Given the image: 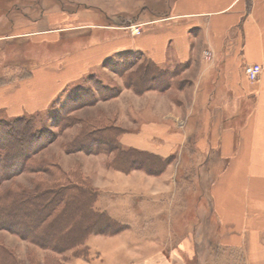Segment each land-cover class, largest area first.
<instances>
[{
  "label": "rangeland",
  "instance_id": "374dc122",
  "mask_svg": "<svg viewBox=\"0 0 264 264\" xmlns=\"http://www.w3.org/2000/svg\"><path fill=\"white\" fill-rule=\"evenodd\" d=\"M172 1L0 0V35L29 18L52 12L69 16L71 19L67 23L70 25L118 24L131 28L139 24L140 27L142 21L167 14ZM55 25H59L58 22L52 24ZM93 28L97 29L64 34L60 38L68 41L65 44L12 46L1 50L0 55L3 57L7 50V60L10 61L22 57L54 58L82 48L91 39L102 40L118 33L97 26ZM88 31L91 32L85 34ZM136 55L139 56L138 53ZM126 57L131 58V55L115 56L111 59L112 65L95 67L67 86L41 112L23 114L25 118L12 122H8L12 116L1 113L0 172L6 173L4 180L0 181V191L19 193L36 189L42 182L49 185L68 182L87 184L101 191L97 208L106 209L111 217L129 228L128 232L90 236L87 240L88 255L84 245L58 253L44 248L41 244L46 243L39 241L41 238L36 236L38 232L34 214L40 211V206L36 207L37 203L22 205L21 210L14 212L11 218L19 229L24 226L21 223L26 221L27 233L23 235L0 227V264H244L242 252L230 251L221 246L218 222L209 206L203 202L214 176L213 170L210 171L208 167L213 156L195 152L191 146L169 157L141 150L153 156L138 152L131 158L123 155L121 161H116L119 158L118 148L100 152L101 146L98 144L104 147L106 138H117L122 147L133 148L119 140V136L128 130L130 133L136 130L127 110L132 112L136 107L144 108L149 104H135L126 97L132 94L129 92L122 97L126 102L117 99L125 88L134 91L128 87L122 74L131 66L128 71L132 72L138 60L135 56L130 66L125 63ZM116 63L120 64L121 72H117ZM170 66L172 70L168 74L167 84L157 83L154 81L155 76L143 75L145 91H165L172 87L170 94L176 98L179 89L188 84L183 73L186 66L180 64L175 69L174 64ZM0 72V80L11 77L8 70ZM173 76L176 78L171 82ZM144 92L134 91L138 95ZM200 125L198 118L192 123L197 136L202 133ZM111 144L114 145L115 140ZM19 158L21 162L18 164ZM26 158L31 159L30 165L24 164L23 169L19 170ZM221 163L217 157V167L222 166ZM170 183L173 187L167 191L166 185ZM127 185L130 187L127 189L133 191L140 188L147 192L161 191L162 199L156 198L158 208L154 211L157 218L156 215H152L154 218L148 217L145 209L150 210L155 205L147 206L144 197L140 200L142 197H136L133 193L125 194L131 196L127 198L122 196L123 193L118 194V190ZM163 207L164 211H161ZM133 211L137 214L136 218ZM122 214L128 219L123 218ZM166 222L167 228L170 226L173 231L170 235L159 233L163 227L161 225Z\"/></svg>",
  "mask_w": 264,
  "mask_h": 264
},
{
  "label": "crops",
  "instance_id": "0c3cea01",
  "mask_svg": "<svg viewBox=\"0 0 264 264\" xmlns=\"http://www.w3.org/2000/svg\"><path fill=\"white\" fill-rule=\"evenodd\" d=\"M69 19L57 12L29 18L0 35V51L30 43L65 44L68 41L60 38L64 34L96 26L118 33L91 39L80 49L48 59L10 61L5 50L3 57L0 55V70H8L11 77L0 80V116L41 112L67 86L115 56L138 53L169 73L170 64L173 69L185 65L188 84L179 89L176 98L170 94L172 87L139 95L125 88L120 93L119 102H126L122 97L129 92L132 94L126 97L135 104H149L127 110L136 130H128L119 140L163 157L189 146L213 156L208 167L214 176L203 202L218 222L219 242L230 251L242 252L244 264H264V0H173L167 14L142 21L140 32L118 24L70 25ZM56 22L59 25L52 26ZM251 64L263 67L255 81L245 73ZM197 118L199 136L192 126ZM217 157L222 166L217 167ZM166 186L167 191L173 187L172 183ZM127 188L119 189L118 194L144 197L147 206L155 205L145 209L148 217L157 218L154 211L161 191ZM133 215L136 218L135 211ZM167 224L161 225L159 233H173Z\"/></svg>",
  "mask_w": 264,
  "mask_h": 264
},
{
  "label": "trees",
  "instance_id": "16d2710c",
  "mask_svg": "<svg viewBox=\"0 0 264 264\" xmlns=\"http://www.w3.org/2000/svg\"><path fill=\"white\" fill-rule=\"evenodd\" d=\"M130 55L131 58L126 57L128 59L125 63L131 66L136 56L138 64L135 62L133 65L134 70H132V72L128 71L132 66L123 71L122 75L125 77L128 87L138 93L144 92L145 86L143 83H145V79H143V75L155 76V79H153L157 83H166L168 80L169 69H163L157 66L152 60L144 55L140 54L138 56L136 54L133 55L132 53H130ZM104 64L112 65L113 62H111V60H106ZM116 65L115 68L117 69V72H121L119 67L120 64L116 63ZM25 117L26 116L23 115L12 117L11 121L9 119L8 122L20 121ZM110 139L111 138H106L107 141L104 139L103 143L105 148L101 143L98 145L101 146L100 152H109L112 151L109 149L113 148L114 150L115 148H118L117 153L119 158H117L116 161H118V159L121 161L123 155H127L131 158L132 155L138 152L153 156L151 153L142 152L135 148H124L121 144H118L119 141L117 138L114 139L115 144L112 145L111 143H114V140L111 139L112 141H110ZM80 141L81 140L78 142ZM144 158L147 159L146 157ZM19 160L17 162L18 164L21 162V160ZM30 161V158H26L25 162L22 163L23 166H19V170L23 169L24 164L25 166L28 164L30 165ZM11 166L8 167L12 169ZM5 173L6 172H0V181L4 180ZM101 195V191L95 187L73 182L65 184L55 183L51 185L42 182L37 185L36 189H26L19 193L0 191V227L8 228L14 232L18 231L23 235L26 234L27 228L25 226H28V223L26 221L21 223L20 221L24 226L19 229L15 224L14 219L11 218V215L14 212L21 210L22 205H33L34 203H37L36 207L39 205L40 211H37L34 214L38 232L36 236L38 239L39 237L41 238L39 241L46 243V245H41H43L44 248L53 249V251L58 253H63L72 248L74 249L84 245V250L88 255L89 247L87 245V240L90 236L95 234H107V232L116 234L126 229L125 224L111 217L105 209L99 210V208H97L96 204ZM42 209H44V212Z\"/></svg>",
  "mask_w": 264,
  "mask_h": 264
},
{
  "label": "built area",
  "instance_id": "2783aa9c",
  "mask_svg": "<svg viewBox=\"0 0 264 264\" xmlns=\"http://www.w3.org/2000/svg\"><path fill=\"white\" fill-rule=\"evenodd\" d=\"M133 31L135 32H140V27L139 25H134L131 27ZM263 70V67L260 64H251L247 65L245 67V73L250 81H255L259 78L261 72Z\"/></svg>",
  "mask_w": 264,
  "mask_h": 264
}]
</instances>
